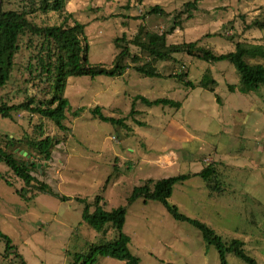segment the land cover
Wrapping results in <instances>:
<instances>
[{
  "label": "rangeland",
  "instance_id": "rangeland-1",
  "mask_svg": "<svg viewBox=\"0 0 264 264\" xmlns=\"http://www.w3.org/2000/svg\"><path fill=\"white\" fill-rule=\"evenodd\" d=\"M186 1L67 0L65 11L84 25L88 63L110 65L118 53L117 36L130 38L143 21L153 30H166ZM154 5L164 14L146 16ZM198 6L200 10L168 36V44L200 41L219 53L232 51L236 41L264 44V31L244 29L250 21L264 19V0H204ZM44 20L52 24L62 18L49 14ZM27 54L23 50L17 61L25 60ZM181 58L193 88L131 69L117 77L67 79L64 96L70 106L63 124L71 129L69 138L54 147L49 163H37L38 172L32 173L55 195L37 192L29 201L22 199L18 192L24 183L0 162V231L18 247L27 264H70L75 253L115 239L110 224L98 233L82 219L85 204L78 199H85L93 210L96 197L106 210L126 206L123 232L130 238L129 250L139 258L138 264H219L217 250L203 241L201 233L175 220L160 202L127 201L144 179L197 174L203 163L217 167L222 194L209 195L195 175L174 185L169 203L208 224L223 241L243 240L247 254L264 264V85L244 93L238 88L239 74L228 60ZM206 68L216 82L214 91L198 86ZM160 71L179 72V67L162 63ZM21 82L15 70L10 84ZM136 95L172 99L181 107H148L134 102ZM96 106L106 116L125 118L129 128L94 118L90 109ZM132 107L136 112L130 114ZM78 108L84 110L75 114ZM16 119L14 123L0 118V133L20 136L27 128V115L19 113ZM43 123L47 134L57 132L50 121ZM5 249L0 238V264H16L14 254H6ZM226 258L228 264H246L232 253ZM95 264L125 263L99 256Z\"/></svg>",
  "mask_w": 264,
  "mask_h": 264
},
{
  "label": "trees",
  "instance_id": "trees-1",
  "mask_svg": "<svg viewBox=\"0 0 264 264\" xmlns=\"http://www.w3.org/2000/svg\"><path fill=\"white\" fill-rule=\"evenodd\" d=\"M143 1L137 0L138 3ZM201 1L204 0L183 3L181 9L172 15L171 24L166 30H153L143 21L138 24L136 33L130 38L125 34L117 36L114 44L118 53L113 62L107 65L88 63L89 45L84 25L65 11L67 0H0V118L16 123L17 114L27 115V128L20 136L11 137L9 134L0 133V162L5 163L14 176L24 183V187L18 192L22 199L29 201L35 198L37 192L55 195L46 182L32 173L38 172L37 163H49L54 147L67 142L69 138L71 129L63 121L65 110L70 106L64 91L67 79L71 76L117 77L131 69L145 77L175 79L186 87L193 88L195 85L188 80L187 66L181 58L187 56L211 63L228 60L239 74L238 88L241 92L256 91L264 85V44L236 41L232 51L223 53L200 41L168 44V36L180 29L193 12L200 10L198 4ZM49 14L58 15L62 18L61 22H45L44 17ZM154 14H164V11L160 6L154 5L146 11V16ZM244 29L264 31V19L256 18L245 25ZM23 50L28 52L26 59L18 62L17 58ZM177 54L182 55L177 58ZM170 62L178 64L179 72L165 74L160 71L162 63ZM15 70L21 74L22 84H10ZM215 84L211 69L206 68L198 86L214 91ZM7 87L9 92H4ZM229 88L235 90L236 87ZM133 100H139L148 107H181V102L168 98L149 100L136 95ZM83 110L84 108H78L75 114ZM134 112L136 111L132 107L130 114ZM90 113L100 121L129 128L125 118L106 116L100 106L90 109ZM44 120L50 121L56 127L57 132L54 135L46 133ZM138 125L143 124L138 122ZM195 175L203 180L209 195L222 194L217 167L212 163H203L197 174L144 179L139 186L132 189L128 204L138 199L144 202H160L175 220L185 222L201 233L203 241L217 250L219 264H228L226 255L229 253L246 264H259L247 254L243 240L233 238L225 242L208 224L186 216L177 206L169 203L174 185ZM61 198L64 200L66 197ZM78 200L85 204L82 211L85 222L98 233L105 230L106 224H110L116 237L90 245L85 253H75L70 264H95L99 256L121 260L125 264H138L139 258L129 250L130 238L123 232L126 206L106 210L98 204L100 197H96L97 205L91 210L85 199ZM0 238L5 242L6 254H14L16 264H27L18 247L1 231Z\"/></svg>",
  "mask_w": 264,
  "mask_h": 264
},
{
  "label": "crops",
  "instance_id": "crops-1",
  "mask_svg": "<svg viewBox=\"0 0 264 264\" xmlns=\"http://www.w3.org/2000/svg\"><path fill=\"white\" fill-rule=\"evenodd\" d=\"M131 150V149H130ZM173 157H175V155H172ZM162 158H164V157H162ZM163 160H165V159H163Z\"/></svg>",
  "mask_w": 264,
  "mask_h": 264
}]
</instances>
